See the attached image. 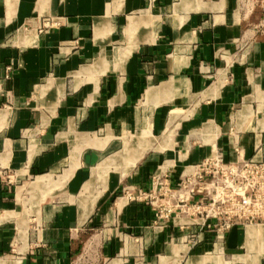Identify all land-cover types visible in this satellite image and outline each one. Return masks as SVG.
I'll use <instances>...</instances> for the list:
<instances>
[{
  "label": "crops",
  "instance_id": "obj_1",
  "mask_svg": "<svg viewBox=\"0 0 264 264\" xmlns=\"http://www.w3.org/2000/svg\"><path fill=\"white\" fill-rule=\"evenodd\" d=\"M263 20L264 0H0V264H264V224L192 245L121 192L212 145L264 159Z\"/></svg>",
  "mask_w": 264,
  "mask_h": 264
},
{
  "label": "built area",
  "instance_id": "obj_2",
  "mask_svg": "<svg viewBox=\"0 0 264 264\" xmlns=\"http://www.w3.org/2000/svg\"><path fill=\"white\" fill-rule=\"evenodd\" d=\"M258 28L264 30V20ZM232 151L229 159L212 145L208 155L184 167L174 180L162 169L152 176L150 188L126 183L121 192L128 201L149 204L155 225L177 219L181 242L195 245L207 233L221 248L232 227L264 224V159L244 157L238 146ZM71 264L95 263L83 253Z\"/></svg>",
  "mask_w": 264,
  "mask_h": 264
},
{
  "label": "bare ground",
  "instance_id": "obj_3",
  "mask_svg": "<svg viewBox=\"0 0 264 264\" xmlns=\"http://www.w3.org/2000/svg\"><path fill=\"white\" fill-rule=\"evenodd\" d=\"M126 143V142H125ZM126 148V147H125ZM124 156H126V155H124ZM136 157L135 156H131V155H128L127 156V159H128V161H133L134 159H135ZM127 159H126V161H127ZM257 232V231H256Z\"/></svg>",
  "mask_w": 264,
  "mask_h": 264
}]
</instances>
